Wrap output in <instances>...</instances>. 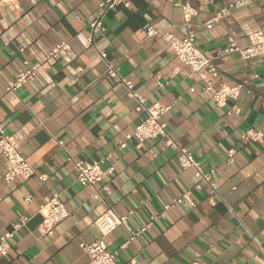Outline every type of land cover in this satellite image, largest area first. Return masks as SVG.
Returning <instances> with one entry per match:
<instances>
[{"label": "crops", "instance_id": "0c3cea01", "mask_svg": "<svg viewBox=\"0 0 264 264\" xmlns=\"http://www.w3.org/2000/svg\"><path fill=\"white\" fill-rule=\"evenodd\" d=\"M131 1L135 10L121 6L108 13L103 34H97L98 50L91 53L89 42L82 36V31L90 32V23H85L83 13L72 16L63 0H19L13 10L0 9V126L17 139L26 133L27 127L23 133L20 129L36 119L34 106L51 85L61 91L59 96H49L48 118L62 113L68 95L99 101L93 111L83 115L78 109H67L77 120L60 139L71 135L79 139L73 140L74 151L58 155L89 163L109 158L105 166L115 170L97 187L100 190L107 184L110 190L103 193L105 201L100 202L91 197L95 190L76 182L74 171H62L67 163L58 167L55 158L49 159L43 145L40 152L23 154L36 173L29 181L16 178L6 183L8 163L0 153V237L14 232V225L27 219L9 240L15 244L8 243V253L0 254V264H90L80 244L101 237L95 221L107 211L128 217V227L136 231L161 214L164 205L188 191L195 207L182 204L163 213L134 240L125 227L105 238L108 251L118 252L117 264H191L197 257L201 264H260L264 259V144L241 141L247 129L264 133V56L244 61L238 54H225L229 36L246 47L252 33L264 32V0H250L218 22L214 21L216 15L232 0H175L188 2L198 11L193 20L196 45L214 59L221 73L213 89L223 84L244 86L240 99L225 109L216 106L211 95L204 92L206 83L176 58L163 39L166 33L177 38L187 33L180 9L167 0L163 7L151 0ZM117 13L123 14L120 21ZM93 16L97 14L93 12ZM149 26L159 34L146 37ZM114 42L124 50L116 49ZM61 43H67L70 51L57 60H48L37 77L16 92L7 91L25 70L24 62H42ZM99 49L107 54L120 77L133 82L137 93L155 96L172 106L164 117L171 137L179 148L190 151L206 172L215 171L213 183L219 195L215 206L208 202L207 188H196L198 180L192 171L181 173L178 151L167 148L163 140L148 141L142 150L132 141L124 151L118 150L119 143L144 115L137 113V103L127 96L124 86L107 76ZM158 81L166 86L159 88ZM147 104L152 100L147 99ZM231 110L239 114L229 115ZM122 117H126L123 126ZM44 137L52 139L42 130L37 141ZM146 144L150 146L146 148ZM230 149L237 152L233 165L226 163ZM45 164L52 169L49 179L55 177L53 184L67 192L68 199L60 200L68 211L73 209L57 225L51 239L40 232V206L33 199L37 191L45 202L59 196L46 185L33 187L40 175L48 176ZM29 196L32 200L26 203Z\"/></svg>", "mask_w": 264, "mask_h": 264}, {"label": "built area", "instance_id": "2783aa9c", "mask_svg": "<svg viewBox=\"0 0 264 264\" xmlns=\"http://www.w3.org/2000/svg\"><path fill=\"white\" fill-rule=\"evenodd\" d=\"M168 1V0H167ZM115 3V0H112ZM132 3V1L130 0ZM19 0H0V9L7 8L13 10L17 7ZM106 3V0H105ZM249 2L245 0H232L231 3L224 9H221L214 21L223 20L228 13L237 7L246 6ZM172 5L180 9L187 33L181 38H177L171 33L163 35V39L169 45L171 51L175 54L176 58L188 67L192 74L198 75L202 81L206 83L204 92L210 94L216 106L221 109L228 107L230 102L238 101L244 90L243 85H226L223 84L220 89H213V82L220 77V71L215 64L214 59L208 58L196 45V36L193 26V20L198 16V11L188 2L172 0ZM125 7L122 2L116 4L115 7H105L102 15H97L96 18L90 23V32L96 33L95 24H99L100 28H104V20L109 12L118 8ZM98 34V33H97ZM146 34L148 37H154L159 34V31L154 27H147ZM229 48L226 49L225 54H238L242 60L246 61L252 58L264 56V32L258 31L252 33L249 36V44L246 47H240L234 36L228 37ZM70 51V46L67 43H61L55 46L48 54V56L40 63L30 64L24 62L25 70L19 73L14 83L8 86V92H16L18 89L33 81L38 72L46 65L50 59H59L62 53ZM102 61L107 67V76L110 79L117 80L122 84L126 90V94L130 99L135 100L137 103V113L143 114V121L135 128L132 133L126 135L125 140L120 142L118 150L124 151L128 147V143L135 141L136 148L142 150L144 144L148 141L163 140L167 148H171L178 151V162L182 170L192 171L196 179L198 180L196 188L201 190L207 188L208 202L211 206L217 204L219 198L217 189L213 183L214 170L206 172L201 163L195 159L194 155L187 149H182L177 146L173 138L171 137L167 123L164 117L156 118L159 116V111L152 103L147 104V100L142 95L136 92L133 82L127 78L120 77L118 69L115 65L109 63L107 60V54L99 52ZM159 88H164L166 83L158 81ZM172 106L170 105L169 112ZM229 115L239 114V111H228ZM163 120V123H161ZM0 129H4L0 126ZM241 141L245 143H259L264 144V133L256 129H247L241 136ZM176 147H173V146ZM0 153L6 158L8 167L5 174V182L11 183L16 178H21L24 181H29L35 176V171L32 166L26 161L23 153L19 150V141L15 136H9L5 131H0ZM236 150L230 149L227 152V165H233L236 157ZM109 158H103L97 162L89 163L84 161H76L78 168L74 171L76 175V182L87 189L95 190L91 196L96 201L104 202L103 193H109V187L106 184L100 190L97 187L100 183H105L112 175H114V167L105 166ZM105 166V167H104ZM32 197L29 196L25 199L26 203H30ZM188 204L191 207H195L194 202L191 199V192L184 193L180 198L164 205L163 212L159 215L151 217L150 221L142 228L133 231L128 227V217L118 215L115 211L110 209L104 215L99 217L95 221V225L98 228L101 237L92 243L80 244V248L86 254L90 264H117L116 259L118 252L108 251L105 238L114 233L119 227H125L130 235V240H134L146 231H148L155 220L162 217L163 213L175 209L179 205ZM38 214L42 216V223L40 232L43 236H48L49 233L52 236L55 234L57 225L65 221L70 213L66 206L62 203L59 196H54L40 206ZM27 223V219H23L20 223L14 225L15 231L21 229L23 225ZM14 232L6 233L7 239L10 240L14 237ZM5 234L0 237V254L6 255L8 253V243L4 238ZM126 247V246H124ZM261 250L264 253V244L261 245ZM135 264V263H132ZM191 264H201L199 257ZM260 264H264V259H261Z\"/></svg>", "mask_w": 264, "mask_h": 264}, {"label": "clouds", "instance_id": "9594fccd", "mask_svg": "<svg viewBox=\"0 0 264 264\" xmlns=\"http://www.w3.org/2000/svg\"><path fill=\"white\" fill-rule=\"evenodd\" d=\"M34 3L35 0H32ZM65 3L67 9L69 10L70 14L72 16L78 15V13H83V19L85 20V23H91L95 16H93V12H95L97 15L103 14V9L105 7H115L116 4L124 3L127 8L133 9L134 5L130 2V0H115V3L112 2V0H63ZM151 2L154 5H157L158 7H163L164 0H151ZM172 0H168V3H171ZM245 2H250V0H245ZM123 18L122 13H117V21H120ZM145 19L151 20L150 16H145ZM94 27L96 28V33L82 31V36L89 42L88 46V52H96L98 49L96 47L98 43V36L97 33L102 35L104 32V29L100 28L99 24H95ZM147 37V34H145ZM81 37L77 36L75 37L76 41H79ZM106 39H114L111 37H108ZM116 49L119 51H123V46L119 42H114L113 45ZM104 47H107V44L104 45ZM99 51L102 54L103 49H99ZM131 55V54H130ZM104 67V65H102ZM95 70V69H93ZM82 71V69H81ZM52 72H55V69H52ZM79 75V73H77ZM104 83L107 86V81H104ZM43 90V89H42ZM60 89L56 85H51L49 90L47 92H44V94L39 98V103H37L35 107L34 116L36 119H33L29 122V125L22 126L20 131L23 133V128L27 127V132L22 134L19 138V150L25 154L29 155L30 153L40 152L42 150L43 145V151L48 152V158H55L57 161V166L59 167L61 164L67 163L68 167L66 169H62L66 174H70L71 172L77 170L78 165L75 161V159H61V157L58 155V153L62 151H69L70 149L74 151L72 148L73 140L79 139L78 136L71 135L69 138H64L63 140L60 139L63 132L69 131L73 125L76 123L77 117L73 116L71 112H68L67 109L75 108L79 110L80 115H83L84 111H93L96 107V104L99 103V101L91 102L88 101L86 98H82V96L78 97H72L71 95L66 96L65 99V108L62 110V113H57V115L52 116L50 118L47 117V112L49 111V96H59L60 95ZM133 99H135V96H133ZM144 99H151L152 103L156 106V108L159 111L160 117H166L169 115V108L170 105L165 104L163 100H156L155 96H148L144 95ZM94 100V98H93ZM89 103H92V107L89 108ZM26 106V105H25ZM40 117H45V119L41 120ZM59 117V119H58ZM126 120V117H122V126L123 122ZM161 123H163V120H161ZM47 132L48 136H51V140H47V137H44L43 140L37 141V134L41 133V131ZM0 131H6L5 129H0ZM135 134V133H132ZM44 140H47V143H44ZM67 145L68 148H65L64 146ZM150 144H146L145 147H149ZM173 147H176L175 145ZM54 148L55 151H51V149ZM153 151H155L153 149ZM38 162V161H34ZM178 168H180V165H177ZM45 170L48 171V176L40 175L37 183L33 186L34 188H39L41 185H46L47 187L51 188L54 194H58L59 198L61 199H68L66 190L62 188H57L53 181L55 180V177H52L50 180L49 177L52 176V169L48 168L47 164H45ZM181 173L183 174V170L181 169ZM59 175V173H57ZM31 183V182H29ZM36 205L42 206L45 201L43 197L39 195V192H36V195L33 197ZM39 208H37V211ZM69 211H73L72 208L69 209ZM92 211V210H90ZM5 241L9 244H15V241H9L7 239V234L4 236ZM52 234L49 233L47 239H51Z\"/></svg>", "mask_w": 264, "mask_h": 264}]
</instances>
